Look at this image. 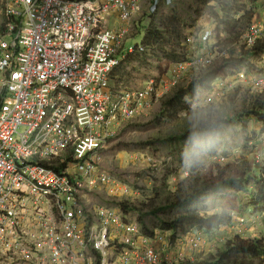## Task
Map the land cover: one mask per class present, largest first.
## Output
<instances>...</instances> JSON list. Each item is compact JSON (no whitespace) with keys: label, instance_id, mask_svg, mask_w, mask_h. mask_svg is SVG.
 <instances>
[{"label":"built area","instance_id":"1","mask_svg":"<svg viewBox=\"0 0 264 264\" xmlns=\"http://www.w3.org/2000/svg\"><path fill=\"white\" fill-rule=\"evenodd\" d=\"M172 2L0 0V264H95L98 255L100 264L197 260L167 249L168 230L146 236L129 220L123 206L130 200L122 196L129 190L101 168L99 156L188 71L226 54L205 30L201 50L175 63L169 78L145 80L140 88L112 85L128 58L148 50L129 45L135 19ZM263 35V26L251 25L244 45ZM58 164L65 167L57 171ZM102 189L115 205L91 202ZM173 234L183 246L202 241Z\"/></svg>","mask_w":264,"mask_h":264},{"label":"rangeland","instance_id":"2","mask_svg":"<svg viewBox=\"0 0 264 264\" xmlns=\"http://www.w3.org/2000/svg\"><path fill=\"white\" fill-rule=\"evenodd\" d=\"M223 9L229 11L226 19L229 25L221 23L225 16ZM174 13L175 31L172 27L167 30L165 21ZM249 19L250 26L261 25L264 29V0H173L170 5L161 6L152 17L145 12L134 21L129 45L144 46L146 29L152 26L165 28L166 37L154 50L148 49L147 55H137L132 63L120 66L112 85L140 88L145 80L169 78L175 61L182 62L198 54L205 30L213 32L210 44L219 54L227 51L222 57H230L234 48L231 58L238 59L240 52L247 50L242 49L244 34L233 44L228 41L229 35L234 33L232 39H235L236 34L245 33ZM218 29L220 32L216 34ZM171 56H174L173 62ZM199 70L188 71L181 83L186 84ZM224 80L226 83L218 80L212 90L199 93L190 110L175 115L167 114L162 97L144 117L125 123L99 152L101 168L115 177L120 187L128 188L129 193L122 195L123 199L127 198L131 205L142 210L129 208L127 216L140 225L146 236L164 233L163 220L172 221L192 212L203 217L230 218L229 224L218 226L211 234L189 224L175 232L167 231V249L173 254L182 253L185 259L209 258L237 235L264 242V204L258 203L260 188L252 182L240 192L228 185L190 200L184 207H169L177 197L188 196L195 180L216 177L218 166L228 168L224 174L239 172L244 179L252 170L264 175L263 126L251 118H238L250 104L249 97L264 89V54L237 64ZM259 80H263L262 85L255 84ZM197 129L205 131L180 138L187 131ZM108 196L107 190L102 189L94 193L91 202L115 205L117 202ZM173 233L176 237L200 235L202 241L197 248L183 246L180 240L175 242ZM153 243L157 249L164 245L160 241ZM254 262L264 264V258Z\"/></svg>","mask_w":264,"mask_h":264},{"label":"trees","instance_id":"3","mask_svg":"<svg viewBox=\"0 0 264 264\" xmlns=\"http://www.w3.org/2000/svg\"><path fill=\"white\" fill-rule=\"evenodd\" d=\"M210 0H207L209 2ZM225 16L221 19V23L224 25H229L226 19L229 18V11L224 10ZM252 17L250 16V19ZM249 19L248 26L251 24ZM177 25V16L174 13L173 16L168 17L165 21V28L168 30L169 27H172L175 31ZM165 28L161 29L156 26L146 29V34L143 38V44L146 49H153L154 46L158 45L163 41L165 36ZM219 29L216 34H219ZM246 32V31H245ZM234 33H232L233 35ZM244 34V31L236 34V38L232 39V35H229V40L231 44L235 43L239 38ZM179 36V35H178ZM181 38V36H179ZM242 50L239 54L238 59L231 58V55L235 52V49L232 48L230 51V57H220L216 58L215 61L208 67L202 68L196 75L191 76L190 80L186 84H178L173 92L168 96L162 99V106L166 109L168 115L178 114L183 110H190L194 101L197 99L199 93L205 91H210L213 88V85L216 81L224 80L228 77V74L236 67L237 64H243L248 61L250 57L259 56L264 54V39L258 40L253 46L247 48L245 45L242 46ZM226 51V50H224ZM227 52V51H226ZM144 55H147L145 52ZM138 57H130L127 59V63H132ZM174 56H171L170 59L173 62ZM175 60V59H174ZM145 61V60H143ZM186 61V60H185ZM184 62V61H182ZM180 63V62H174ZM260 91V90H259ZM250 104L244 108L242 114L238 117L239 120L244 118L254 119L256 122L261 123L264 129V89L258 92L255 95L249 97ZM168 109V110H167ZM164 111V110H163ZM206 128V126H205ZM205 129L189 130L183 134L180 138H187L190 134L203 133ZM65 167V164H58L53 166L55 170L59 171ZM218 174L216 177H210L209 179L195 180L191 184V190L187 197L179 196L176 198V202H172L169 207H184V205L193 199H198L209 193H214L224 186H231L237 192L247 189L248 183L252 182L256 185L257 189L260 188L258 203L260 205L264 204V175H260V172L252 170V174H248L249 177L244 179L242 173L236 172L233 174H224L225 170L228 168H219ZM223 171V172H222ZM201 182V183H200ZM179 195V194H178ZM129 208L134 209L135 211H142L139 208L134 207L131 204H124L123 211L128 214ZM230 218L226 219L221 216L212 215L203 217L196 212L189 214H184L178 217L175 220H163L162 230L165 231H177L182 228L183 225L189 224L193 227H198L201 231L211 234L213 231L222 224H229ZM188 230H183L187 232ZM176 234V233H175ZM264 258V242L260 239L252 238H243L241 235L235 236L233 239H230L225 247L220 250L217 254L211 255V257L196 260V261H183L180 263L172 264H255L254 259ZM100 255H98L97 261L95 264H100ZM168 264V263H162Z\"/></svg>","mask_w":264,"mask_h":264},{"label":"bare ground","instance_id":"4","mask_svg":"<svg viewBox=\"0 0 264 264\" xmlns=\"http://www.w3.org/2000/svg\"><path fill=\"white\" fill-rule=\"evenodd\" d=\"M100 260V259H99ZM97 262H99V261H97Z\"/></svg>","mask_w":264,"mask_h":264}]
</instances>
